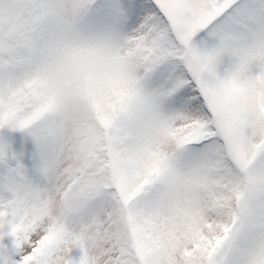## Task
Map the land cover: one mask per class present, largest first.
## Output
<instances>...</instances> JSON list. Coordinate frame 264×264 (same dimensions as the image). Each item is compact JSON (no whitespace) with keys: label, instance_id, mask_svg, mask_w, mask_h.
<instances>
[{"label":"snow or ice","instance_id":"snow-or-ice-1","mask_svg":"<svg viewBox=\"0 0 264 264\" xmlns=\"http://www.w3.org/2000/svg\"><path fill=\"white\" fill-rule=\"evenodd\" d=\"M0 264H264V0H0Z\"/></svg>","mask_w":264,"mask_h":264}]
</instances>
